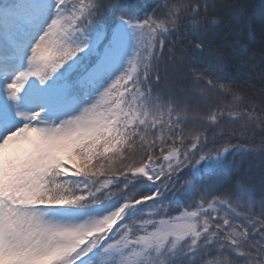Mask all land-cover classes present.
<instances>
[{"label":"snow or ice","instance_id":"1","mask_svg":"<svg viewBox=\"0 0 264 264\" xmlns=\"http://www.w3.org/2000/svg\"><path fill=\"white\" fill-rule=\"evenodd\" d=\"M231 27L246 65L242 2L0 0V264H264V71L231 82ZM181 28L216 62L186 71Z\"/></svg>","mask_w":264,"mask_h":264},{"label":"trees","instance_id":"2","mask_svg":"<svg viewBox=\"0 0 264 264\" xmlns=\"http://www.w3.org/2000/svg\"><path fill=\"white\" fill-rule=\"evenodd\" d=\"M163 0H139V3L155 6L157 3H162ZM228 2H242L249 6V12L253 17L257 25V39L252 46V51L249 53V62L245 65L238 59L232 56L230 49L227 47L228 44L235 40H239L241 43H247L246 34L239 27L228 28L224 32V36L227 37L225 40L223 37H216L211 45L212 48L218 49V57L222 60L225 65L227 73L232 77L231 82L240 89L245 90L250 95L259 96L262 82L260 79V73L264 71V65L260 62V43H259V25L264 21V0H228ZM221 16L224 15L222 11L219 13ZM172 39L175 41L174 52L176 57L183 60L186 66L185 70L192 67L201 69L207 67V65L216 62V56L209 57L207 55L200 58L199 61H193L191 59V45L188 42L187 34L184 33V29L181 28L180 33L173 35ZM255 53V56H252ZM166 64H169V54L165 52V59L161 62V70ZM255 65V66H253ZM179 71V68H176ZM173 71L172 67H169V73ZM254 84L255 88H251L250 85ZM164 195L167 197L169 193L165 192ZM151 203V202H149ZM167 203V200H165ZM178 214L176 212L173 215Z\"/></svg>","mask_w":264,"mask_h":264},{"label":"rangeland","instance_id":"3","mask_svg":"<svg viewBox=\"0 0 264 264\" xmlns=\"http://www.w3.org/2000/svg\"><path fill=\"white\" fill-rule=\"evenodd\" d=\"M175 215H178V214H175Z\"/></svg>","mask_w":264,"mask_h":264}]
</instances>
